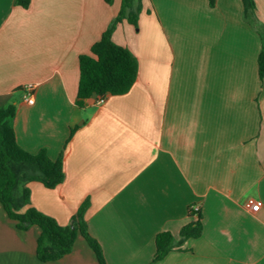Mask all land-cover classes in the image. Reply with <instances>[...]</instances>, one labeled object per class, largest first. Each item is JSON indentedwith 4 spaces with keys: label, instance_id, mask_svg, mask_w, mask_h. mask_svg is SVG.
<instances>
[{
    "label": "crops",
    "instance_id": "1",
    "mask_svg": "<svg viewBox=\"0 0 264 264\" xmlns=\"http://www.w3.org/2000/svg\"><path fill=\"white\" fill-rule=\"evenodd\" d=\"M254 1L255 26L242 0H143L138 28L124 19L112 35L136 60L133 86L81 108L79 57L123 0H0V107L16 103L24 150L64 155V182L29 183L31 205L61 226L86 205L106 264H264V0ZM192 206L202 235L154 263L156 236L179 240ZM40 234L0 202V264H99L80 234L62 259L40 261Z\"/></svg>",
    "mask_w": 264,
    "mask_h": 264
},
{
    "label": "trees",
    "instance_id": "2",
    "mask_svg": "<svg viewBox=\"0 0 264 264\" xmlns=\"http://www.w3.org/2000/svg\"><path fill=\"white\" fill-rule=\"evenodd\" d=\"M143 0H123L122 10L108 29L96 42L89 54L79 57L80 79L78 85V107H83L85 100L94 95L116 96L127 93L133 86L137 65L129 49L115 44L112 40L117 25L124 19L138 28L139 15ZM216 0H209L214 6ZM32 0H16V5L28 9ZM112 3L113 0H106ZM244 18L255 26L260 24L256 16L254 0H242ZM261 33V32H260ZM259 76L264 79V38L259 55ZM17 114L16 103L0 107V202L8 216L17 221L20 230L38 226L41 234L38 239L37 256L42 262H53L69 254L78 235H82L94 251L99 264H106L100 244L90 236L84 214L86 205L72 217L69 225L61 226L31 205V193L28 184L39 182L46 188L54 189L65 180L63 153L57 160H52L45 150L31 154L24 150L17 141L14 119ZM74 130L72 129L73 135ZM71 138V137H70ZM188 215L191 221L186 224L179 240L170 232L156 236V254L153 262L163 260L172 251H181L187 240L202 235V214L190 207Z\"/></svg>",
    "mask_w": 264,
    "mask_h": 264
},
{
    "label": "built area",
    "instance_id": "3",
    "mask_svg": "<svg viewBox=\"0 0 264 264\" xmlns=\"http://www.w3.org/2000/svg\"><path fill=\"white\" fill-rule=\"evenodd\" d=\"M27 91H28V94H27V97H26V101L29 103V104H33L34 103V99H33V95H32V90H33V85H29L26 87ZM105 100V96H99L98 97V100H97V103L98 104H102ZM244 208L246 210H248L249 212L251 213H257L260 211L261 207H262V202L261 201H258V200H254L252 198H249L247 199L244 204H243ZM195 210H199V207L198 206H195Z\"/></svg>",
    "mask_w": 264,
    "mask_h": 264
}]
</instances>
